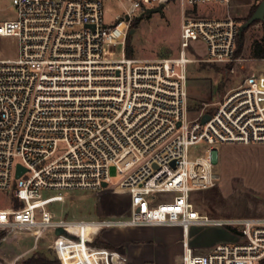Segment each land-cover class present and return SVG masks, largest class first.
Listing matches in <instances>:
<instances>
[{
	"label": "built area",
	"instance_id": "built-area-1",
	"mask_svg": "<svg viewBox=\"0 0 264 264\" xmlns=\"http://www.w3.org/2000/svg\"><path fill=\"white\" fill-rule=\"evenodd\" d=\"M104 1L11 0L14 19H0V231L29 232L36 247L63 229L51 246L60 264L62 238L87 244L97 264H126L119 252L93 245L111 228L179 233L182 264H264V216L212 218L192 198L220 182L215 146L264 144V58L237 55V18L203 12L234 0H129L131 9L112 23ZM174 1L183 16L178 55L129 58L137 12ZM197 42L207 58L194 55ZM200 62L230 67L231 88L205 107L190 103V66ZM201 91L208 96L211 88ZM201 143L209 145L206 155L192 160ZM73 190L127 195L128 214L69 220L50 210L66 197L44 192ZM72 224L98 231L85 242ZM203 227L229 228L236 240L196 247L192 230Z\"/></svg>",
	"mask_w": 264,
	"mask_h": 264
},
{
	"label": "rangeland",
	"instance_id": "rangeland-1",
	"mask_svg": "<svg viewBox=\"0 0 264 264\" xmlns=\"http://www.w3.org/2000/svg\"><path fill=\"white\" fill-rule=\"evenodd\" d=\"M262 0H234L231 8L218 3H212L208 10L212 16L223 17L230 15L237 18L241 24L252 11H255ZM106 23H112L116 16L123 15L131 9L129 0H105ZM139 26L127 42V52L132 59L156 61L173 58L178 55L183 23L182 6L179 2H172L160 12L146 13L141 17ZM15 9L11 0H0V19L12 20ZM255 42L264 43V21L251 26L245 33L244 57H251ZM193 53L198 59L207 58V46L202 42L194 43ZM222 66L208 62L195 63L190 66L189 81L191 105L216 104L224 98L231 88V79ZM225 82L221 90H217L221 82ZM211 88V93L205 96L201 90ZM192 117L196 115L191 114ZM209 145L201 143L191 148L190 158L206 155ZM220 165L218 173L220 182L214 189L198 191L192 194L193 202L199 211L212 218H248L264 216V144H226L215 146ZM112 185L119 184L120 176L114 167L110 168ZM64 194V203H53L50 210L59 217L69 220L79 219H109L119 218L128 214L130 198L124 194L105 192L101 195L92 191H49L45 197ZM164 197V196H163ZM229 228L203 227L192 230L193 244L196 247L212 246L222 242H234L229 234ZM5 233L0 241L1 264H23L34 254H46L52 264H59L55 251L51 248L56 238L55 231L47 232L37 243L35 249L22 258L16 259L13 254H19L36 244L29 232ZM89 239V233L84 234ZM179 233L160 229L138 228L106 229L96 238L94 245L101 248V244L112 246L126 259V264H182V247L178 243ZM90 240V239H89ZM60 256L74 261L76 245L65 238L61 239ZM154 245L157 250L151 249ZM111 250V251H114ZM90 253V252H89Z\"/></svg>",
	"mask_w": 264,
	"mask_h": 264
},
{
	"label": "trees",
	"instance_id": "trees-1",
	"mask_svg": "<svg viewBox=\"0 0 264 264\" xmlns=\"http://www.w3.org/2000/svg\"><path fill=\"white\" fill-rule=\"evenodd\" d=\"M256 11V10H255ZM255 11H252V13L250 14V16L246 19V22L253 16L254 12ZM261 21H257L255 22L253 25L255 24H258L260 23ZM139 23H140V19H136L132 22V25H131V30H135L136 31V28L139 26ZM245 24V23H244ZM252 25V26H253ZM251 27V26H250ZM249 27V28H250ZM243 29V30H240V33L238 35V39H237V55L240 56L243 54V51H244V45H245V33L247 32V30L249 29ZM132 37L131 34H129V38L128 40ZM128 42V41H127ZM127 51V49H126ZM127 56L128 57H131L132 54L130 52H127ZM251 56L254 57V58H264V43L263 42H255L253 44V47H252V53H251ZM229 68L230 67H224L223 68V71L225 72H228L229 71ZM225 82H221V84L218 86V89L217 90H221L224 86ZM73 234L75 235H78L80 236L81 238L84 239V241H87L89 239H87L84 235V233L82 231H78V230H74V229H70ZM232 233H235V230H231ZM5 237V233H1L0 234V241ZM72 243L76 244V245H80L83 249V251L85 253H89L87 251V249L85 248V245L84 244H78V242H73L72 240H70ZM94 245V244H93ZM95 246V245H94ZM101 248H106V249H109V250H114L112 248V246L110 245H107V244H101ZM114 251H117L119 252L118 250H114ZM62 259V262L63 264H75L74 261H69L68 259L66 258H61ZM58 263L60 264L59 260H58ZM23 264H52V262L50 261V259L46 256V254H39V253H36L34 254L32 257H30L28 260H26Z\"/></svg>",
	"mask_w": 264,
	"mask_h": 264
},
{
	"label": "water",
	"instance_id": "water-1",
	"mask_svg": "<svg viewBox=\"0 0 264 264\" xmlns=\"http://www.w3.org/2000/svg\"><path fill=\"white\" fill-rule=\"evenodd\" d=\"M162 10H163V6L156 8V9L148 10L147 13L160 12ZM257 21H264V0H262V2L259 4L253 16L245 24L242 25L241 30L249 28ZM134 33H135V30H131L130 34L133 35ZM210 119L211 118L209 115H205L203 117V123H207L208 121H210ZM24 172H25V169L22 168L21 166H18L16 177L20 178ZM103 186L107 187V184H104ZM55 233L57 236L66 235V232L61 228L57 229Z\"/></svg>",
	"mask_w": 264,
	"mask_h": 264
},
{
	"label": "crops",
	"instance_id": "crops-1",
	"mask_svg": "<svg viewBox=\"0 0 264 264\" xmlns=\"http://www.w3.org/2000/svg\"><path fill=\"white\" fill-rule=\"evenodd\" d=\"M215 162H216L217 171H218V167L220 165V159H219V156L217 154H215ZM97 231H98V229L89 230V237H90L89 239H91L92 234H95ZM212 245H214V243ZM150 246L152 247L151 249L157 250L154 245H150ZM85 248H86V246H85ZM34 249H35V245L33 247L27 249V250H24L23 252H21L19 254H13V257L15 258V260L22 258L25 255L31 253ZM76 252L78 254V256H75L76 264H96L97 257L92 258L90 253H85L81 246L76 247Z\"/></svg>",
	"mask_w": 264,
	"mask_h": 264
},
{
	"label": "bare ground",
	"instance_id": "bare-ground-1",
	"mask_svg": "<svg viewBox=\"0 0 264 264\" xmlns=\"http://www.w3.org/2000/svg\"><path fill=\"white\" fill-rule=\"evenodd\" d=\"M70 229H74V230H78V231H82L84 234H88L89 233V230H93V229H98V226L96 224H85V225H78V224H72L70 226ZM73 234V233H72ZM75 235V234H73ZM76 236V235H75ZM66 239V238H65ZM67 241H70L68 239H66ZM71 242V241H70ZM73 242H76V241H73ZM87 242V241H85ZM84 244V243H82ZM86 246V249L88 251V248H87V244H84ZM89 252V251H88ZM61 257V256H60ZM62 261V259H61ZM98 262V258H97V261H96V264ZM63 264V262H62ZM119 264V263H118Z\"/></svg>",
	"mask_w": 264,
	"mask_h": 264
}]
</instances>
